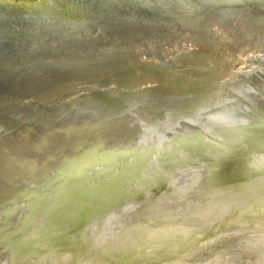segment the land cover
I'll list each match as a JSON object with an SVG mask.
<instances>
[{"label": "water", "instance_id": "obj_1", "mask_svg": "<svg viewBox=\"0 0 264 264\" xmlns=\"http://www.w3.org/2000/svg\"><path fill=\"white\" fill-rule=\"evenodd\" d=\"M258 229L264 0H0V264Z\"/></svg>", "mask_w": 264, "mask_h": 264}, {"label": "rangeland", "instance_id": "obj_2", "mask_svg": "<svg viewBox=\"0 0 264 264\" xmlns=\"http://www.w3.org/2000/svg\"><path fill=\"white\" fill-rule=\"evenodd\" d=\"M254 234L264 236V229L234 231L198 250L185 254L184 258H182L183 256L176 258V261L178 260L177 262L179 263L183 261V264H205L206 261L211 259L210 262L213 264L216 261L217 264H256L255 262L260 264L258 260H261V257L259 258L258 254L262 251L260 256H264V241L260 242L256 241V239L250 240L255 236Z\"/></svg>", "mask_w": 264, "mask_h": 264}, {"label": "bare ground", "instance_id": "obj_3", "mask_svg": "<svg viewBox=\"0 0 264 264\" xmlns=\"http://www.w3.org/2000/svg\"><path fill=\"white\" fill-rule=\"evenodd\" d=\"M253 235V234H252ZM255 236L254 237H252L250 240H252V239H256V241H260V242H262V241H264V236H257L256 234H254ZM249 240V239H248ZM234 244V243H233ZM253 244V243H252ZM239 248V247H238ZM231 250V249H230ZM239 250V249H238ZM242 250V249H241ZM240 250V251H241ZM261 250H263V248H261ZM258 251V250H257ZM260 251V250H259ZM236 252V251H235ZM245 252V251H244ZM238 253V252H237ZM260 253H262V251L260 252ZM260 253L258 254V256H259V258L261 257V260H258V261H260V264H264V256L262 257V256H260ZM236 254V253H235ZM185 255V254H184ZM184 255H182L181 257L182 258H184ZM232 255V254H231ZM262 255V254H261ZM225 256V255H224ZM238 256V255H237ZM241 256V255H240ZM180 257V256H179ZM214 257V256H213ZM249 257V256H248ZM176 258H178V257H176ZM176 258H173V260L174 261H176ZM229 258H230V256H229ZM231 258H232V256H231ZM235 258V257H234ZM256 258H258V257H256ZM213 259V258H212ZM236 259V258H235ZM249 259V258H248ZM211 260V259H210ZM210 260H208V261H206L205 262V264H213L212 262H210ZM216 260H218V259H216ZM230 260V259H229ZM240 260V259H239ZM178 261V260H177ZM183 262V261H182ZM181 262V263H182ZM233 262V261H232ZM231 262V263H232ZM251 262V261H250ZM256 264H257V262H255ZM215 264H217V261H216V263ZM234 264V263H233ZM241 264V263H240ZM244 264V263H243Z\"/></svg>", "mask_w": 264, "mask_h": 264}]
</instances>
